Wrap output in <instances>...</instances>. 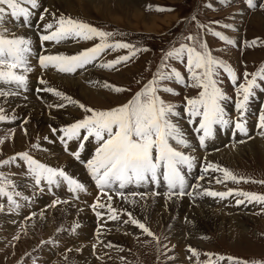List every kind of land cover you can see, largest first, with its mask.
Listing matches in <instances>:
<instances>
[{
  "label": "rangeland",
  "instance_id": "obj_1",
  "mask_svg": "<svg viewBox=\"0 0 264 264\" xmlns=\"http://www.w3.org/2000/svg\"><path fill=\"white\" fill-rule=\"evenodd\" d=\"M254 2L255 5H257V2H261V4H258L257 6L249 9L244 6L243 0H61L58 4V6L60 7H57L56 5H47L45 3H42V1L40 0H37V6L30 9L31 13L35 15L39 11V9H41L43 6H46L48 7L47 13L49 12V15L47 16L46 13L44 19L50 20L52 18L55 19L56 17L58 18L63 16L65 18L71 17L79 20H86L87 22L98 26L103 31L113 33L114 36L120 37L124 42H127L130 45L139 43V46H141L142 49H140V51H138L134 55V58L129 59L126 63L121 62L115 65L113 68H104L98 65L116 59L119 56L118 52H123L125 49L106 50L103 60H101L103 62H99L95 65H86L83 69H78L75 73L56 72V75L59 76L69 75L71 77L73 76V78H80L78 83L79 85L77 84L75 86L76 88L74 87L73 91H70V93L67 92L68 94H71V100L76 101V103H70L71 108H68L69 113L64 122L61 119L56 122L49 123V125L44 123V126H41L40 124L42 123L40 121L38 122L37 119H33L31 114L25 113L20 109H18V111L13 109L12 111V109L9 108L6 104L0 102V108L4 110L3 114L9 118H15L9 119L8 123H6V121L2 122L3 124H0V160L8 158L4 155H9L16 150H20L25 147L24 149L29 150L28 152L32 154L33 157H37L41 162L50 164L48 162L50 160L49 157L45 159V157H43V155L41 154V152L43 151L36 149V144H32L33 141L39 140L37 141V143L39 142L42 146H44L43 144L48 143L47 141H45L46 138H48V141L53 140L52 144L48 143L45 146V148H47L46 151L52 150L57 145L54 144L55 137L49 130L50 126L55 127L56 125H60L63 123L66 124L70 122L72 118L73 122L84 118L85 115H89V113L85 112L84 109L79 105L82 104L85 106V108L93 107L101 110H107L111 107L124 104L125 102L130 100L133 97L134 92H137V89L141 88V85L143 83L148 82L153 78V75L161 66L162 60L165 54L170 50V48L172 49L173 47H178L181 43H191L189 41H186V37L189 34L195 37L200 43H206L207 49L214 58L223 61L228 66H230L231 63V66L234 69L238 68V73L240 75L245 74L244 71L250 74L251 71H253L252 73H255L256 70H260L264 63V0H255ZM4 17L6 18L1 20L0 28L6 27L10 31V35H15L18 32V36L23 34L22 36L28 39L34 38V40H36L35 36L32 35V32H36L37 30L31 31V33L27 34L28 36L25 33H21V31H19V28H23V31L28 30L27 27H22V24L20 22L23 17H12L10 15V12H7ZM170 18L172 19L170 20ZM17 20L18 23H16V26H19L16 27L15 24L13 25L11 23V21L17 22ZM28 20L34 22L36 19L30 15ZM44 24L45 23H43L42 26H44ZM12 26H14L15 28H11ZM38 27H41V24ZM215 32H219L223 36L233 40L232 45H229L226 40L220 39L219 37L215 36L213 34ZM241 37V42L238 43L239 38ZM96 39L97 38H94L89 42H83V46L79 43V46H77L78 41L76 43L74 42L77 40V38H74L70 39L69 43H59L60 46H55V49H77V51L80 52L81 50L79 47L85 49L87 47H93L96 43L100 42L99 39L98 41H96ZM253 40H256L257 42L255 44H251L250 42H252ZM31 44L34 45V42ZM169 63L177 65L176 61L174 60H170ZM31 69L32 71H30L29 74L27 73L26 87H28V80L34 81L33 79L38 72V69L33 65ZM44 75L45 74L43 72V80ZM185 75L186 74H184V77H186ZM242 77L245 80V76ZM248 79H251V75L248 76ZM44 81L46 83L38 85L41 87V89H45V86H56V84L58 85L59 83V80L53 81L45 79ZM257 81L259 85H262V80L257 79ZM105 83L113 86H120L126 89V91H122L119 93L115 92L112 88H106L104 86ZM33 85L35 84L33 83L31 85V83H29L28 92L32 91V87L34 88ZM218 86L222 89V91L228 98H232L233 96L237 97V91L233 92L231 91V89L227 88L225 81L220 75L218 76ZM83 87L86 89H84ZM174 88L176 87L172 85V89ZM196 89L197 88L194 87L187 88L182 91V93L186 95L194 94ZM62 90L65 91L64 89ZM255 90H258V88L253 89V91ZM159 93V96L167 103H170L168 99L171 98L173 102H171L170 104H173L175 106H177L179 102L182 101L180 100V98L182 99V93L175 95V92H173V94L169 96L170 98L166 97L168 95L164 94L163 92ZM47 95H50L52 97L53 95L57 96L56 94L51 93H48ZM258 97L259 92H256L254 96L250 98L247 106V112L245 114V127L247 129V133L244 135V133L236 130L238 136H246L247 134L252 133L253 125H255L253 124V118L256 114L255 110L258 104ZM3 98L5 97H0V100ZM240 98L242 99V95ZM25 99H27L26 95L23 97V100ZM66 103L69 102L67 101ZM224 105L225 107L227 105L226 117L231 118L229 103L227 101H224ZM24 106L25 105H23V107ZM61 113H64V110H62ZM41 114L45 113L41 112ZM25 115L27 116V121L25 123L27 129L22 132L17 129L16 122L19 118ZM180 119H182V117H175V121L176 123H178L179 127ZM219 126L220 125H214L213 131H216ZM188 128V126H182L181 130L184 133V136L185 134L191 136L189 134L191 130L189 131ZM259 128L256 131L255 136L253 137L254 140H257L258 142L252 144L251 150L246 149L245 152L241 154H237L236 152H234V150L238 147L244 146L247 143H251V139L253 138L246 141L245 144L235 143L233 146H228L226 148L222 147L218 152L209 151V154H207V158L211 163L213 160V162L219 161L224 165L232 167L236 174L237 172L241 173L237 175H244L242 176L244 179H239L240 177L238 178L239 182L227 180V183L231 184L230 188H234L235 190L237 189L242 192L264 194V183H260V181H264V128H260V130ZM10 129L14 130V135L9 139L8 132ZM227 129H229V127H227ZM195 132H197L196 129ZM227 132L213 134L211 137L212 140L208 144L207 149H214L215 146L218 147L224 141H227ZM260 133H262V136L260 137L263 138H259ZM192 148L194 149L190 152V155L192 157H195L196 155L198 156L199 151L195 147ZM183 151L186 152V148H184ZM50 153H54V155L56 154L55 150H52ZM218 154H222V158L216 157L215 159L213 156ZM54 155L52 157H54ZM18 160L19 159H16L15 162H19L21 164L19 166H22V170L28 168L24 167L26 164L25 161ZM78 161L80 160L78 159ZM62 165H64L65 168V164ZM4 167L5 165L2 166L3 170ZM10 174L14 176V181L18 184V186L22 190H25V196L32 195L31 193H33L34 191L30 187H22L25 184H22L24 182H20L18 180V178L21 179V177H19L16 173ZM213 174L217 179L224 182V177L221 176L220 171L210 172L209 175L213 177ZM77 176L79 177V175ZM216 181H200L199 184L194 188V195H191V199H193V196H197L198 193H201L208 187H212L214 190H226L223 182L217 183ZM148 189L150 188H145L147 192L149 191ZM59 190H61V186ZM26 192L31 193L26 194ZM151 196L149 194L146 197L142 198L124 197L119 199H111V203L117 209H122L119 212H122L124 209L130 211L133 218L135 216L139 220V222L144 224L158 237L156 244L159 245L160 250L159 248H157V251L154 252L153 255L150 254L149 248L143 247L138 242L133 241L132 237L124 233V231L118 234L119 237L114 238V241H122L126 245L135 249L144 261L143 262L139 260L141 263L145 264L146 262L147 264H186V262L183 260L186 254L189 255L186 250H188L189 246H194L195 250H198L197 256L200 259H204L207 256L206 254H208L202 251L208 250L209 252H214L216 254L227 253L234 255L237 259L233 264H244V262H247V264H253V262L255 261H259L261 262V264H264V211L258 214V216H254L250 213L245 212V209H249V207L252 206L254 202L249 203L242 200L244 201V203L232 205L233 199H229L227 197H212L207 195H201L205 202H195L193 199L191 203H187L190 207L199 205L200 203L201 205L199 206L201 207H203L204 205L206 207H209L213 206L214 204L215 206L219 207H217L216 209L212 207V210H215L218 213H222L226 217L230 215L228 210L229 208L233 211H238L239 215L247 214V216L244 215L246 218H244L243 216L240 219L244 221H237V225L233 222L230 227L228 226V224H220L219 222L217 224L208 223L207 225H203L195 220L189 219L187 216L182 217L183 223L181 232L180 227L178 232L181 233V236L184 239L189 240L185 242L184 240L180 241L173 236L175 232L172 229V224L174 222V219L178 217L177 214H172L174 213L175 208L171 209L170 206L164 207V212L168 213V215L166 216L168 218L165 219L166 221L161 218L157 221L150 218L147 213L144 214L145 212L141 211L143 207L134 208L130 206L129 202H135L137 204H141V206H144V203L151 198L158 197ZM162 196L163 195H159L158 198H163ZM47 198V196H42V198L39 199L41 200L40 204H45V202H47ZM165 198H168L169 200L173 199L174 197L164 196V199ZM241 198H243L242 195ZM25 199H28V201L32 202L31 204L34 206L32 209L35 211V215L31 218V221L33 222L35 228H39L40 230L37 229L35 231L34 228L32 229L30 225V232H27L28 235L24 234L26 232L20 233L15 241L12 236H14L15 234L14 230L17 226V221L19 220V217L24 215V211L22 212L23 214L16 218V216L11 214L9 211L0 210V264H11L20 258H23L25 264H30L28 262L30 257L29 255L34 254L32 250L36 248L37 242L40 239L44 240L45 238H50L51 241L56 240L57 243H54V246H51V248L49 247V242L45 243L42 248L38 247L40 249L39 255L41 259H45L43 263H47V261L50 260L54 256L55 252H57L59 249L63 250L64 248L69 247V252H67V255L65 257L66 260H69V262L67 261V264H83L84 262H82V260L84 259L78 258L79 256L73 255L72 249L74 248L76 241L84 243L87 239L89 245L90 237L86 236V231L89 230L90 226L88 225L89 223L87 224V219H85V217H80L79 219H77L76 217H74L73 219L69 218L68 214L71 208L66 207V205L71 204L72 208L75 209V206L78 205L74 203H62L54 206L53 208H47L44 211L37 213L36 210L38 206L34 205L35 201L29 198ZM215 200L220 201H217L215 203ZM156 205L158 209L160 208V204H156L153 202L152 209L156 207ZM80 210H82V212L84 211L86 215L91 216L88 213V210ZM77 216L79 217V215ZM150 216H152V214ZM91 218L93 217L91 216ZM77 223H81L79 227L80 233L78 232L77 235L74 233L66 235V229L74 227ZM240 223H242L245 228H242L244 226H239ZM128 225L129 224H127V226ZM113 226L114 224H110L108 225V228L106 230H101V232H109L111 231V229H114ZM128 227L131 228L130 225ZM103 232L100 234L102 235ZM35 234L37 237L35 236ZM84 236H86V238H84ZM107 236L109 237V239H111L110 237L112 235H110V233H107ZM126 236L128 237L126 238ZM143 236L146 237L147 235L144 234ZM130 247L119 248L113 253H107L103 255H105L106 257H112V259L115 260L117 264H130L131 260L128 261L126 259V256H129V254L133 250ZM43 251H45L48 255H44L45 253H43ZM105 251L108 252V250ZM190 256L191 260L189 262L191 264H197L194 260V255ZM125 260H127L128 263H126ZM192 260L195 263H193ZM90 261H92L91 264H96L95 262H93L94 260L91 257ZM50 264L65 263L55 260Z\"/></svg>",
  "mask_w": 264,
  "mask_h": 264
},
{
  "label": "snow or ice",
  "instance_id": "obj_2",
  "mask_svg": "<svg viewBox=\"0 0 264 264\" xmlns=\"http://www.w3.org/2000/svg\"><path fill=\"white\" fill-rule=\"evenodd\" d=\"M250 7L255 6L253 0H246ZM25 5H30L32 8L37 6V0H0V17L7 11L12 17H23L27 23L30 16V10ZM163 10V9H160ZM41 15V19H43ZM44 30L47 34L40 35L42 42H55L57 44L71 38H80L83 40H92L99 38L100 43H96L93 47L81 50L77 54L66 55L63 53L55 55H40L39 64L42 68L54 67L61 73H75L78 69H83L86 65L92 64L106 50L129 49L127 55L118 56L112 61L102 63L98 66L104 68H113L121 62H127L131 56L135 55L133 46L123 41L108 42V38L113 33L97 29L88 23L61 16L54 23L44 24ZM230 27V26H229ZM220 39L226 40L229 44L233 41L228 37L223 36L219 32L213 33ZM186 41L191 43H181L178 47H173L169 50L157 69L153 78L148 81L144 87L137 91L133 97L124 104L112 107L107 110H94L85 108L84 105H79L85 112L91 113L85 115L83 119L77 120L69 124L59 131L63 133L62 140L66 138L71 140L87 141L90 137H94L98 142V147L95 151V156L86 162V167L96 182L98 188L111 187L114 183H118L123 189L127 184L141 183L146 180L153 182L157 181L161 176L167 182L169 190L179 189L178 195H189L185 193V177L182 175L183 166L192 167L193 157L185 155L184 152L173 146L176 145L187 147L188 140L184 133L175 121V117L179 114L176 111V106L165 102L158 93L160 91L173 93L174 89L164 84V81H172L175 83H183L185 87H194L200 89L196 97H185V111L189 117H199V125L197 132H202L199 135V143L203 146L207 138L213 135L214 125H227L229 119L226 118L225 109L222 106V101L227 99V96L218 86V69L223 68L229 75L232 82L236 83L235 73L223 61L215 59L207 49L206 43H200L195 37L189 34ZM257 41L253 40L251 44ZM31 40L24 36L10 35L7 28H0V97L17 95L18 92L12 91V88L23 89L27 86V73L32 71L28 59L32 51ZM186 58V71L189 74L187 77L191 84L187 83L184 75L175 67H169L164 61L178 60L184 62ZM245 83L237 85V101L235 108L238 111L239 119L235 123V128L241 133H247L245 127V114L250 98L254 96V88L260 87L257 83V78L264 80V66L257 73L249 74L245 72ZM251 75V79L248 76ZM41 84L46 83L43 79ZM4 86H7V90ZM105 87L112 88L115 92L126 91L120 86H113L105 83ZM38 91L55 92L58 97L69 100L71 103L76 101L65 96L62 92L52 88L38 89ZM242 95V99L240 98ZM58 107H64L63 104ZM4 110L0 108V122L8 121ZM191 122V121H190ZM258 127L264 128V111L259 116ZM82 130L83 134L82 135ZM53 134L57 129H52ZM47 139V138H46ZM66 142V141H65ZM82 146V145H81ZM79 159V152L73 153ZM19 157L28 164L29 174L32 176L37 187L42 182L47 185L59 184L66 182L71 192L85 191V186L76 179L69 176L64 170L53 168L42 162L37 161L28 153H19L15 156L0 161V166L14 163ZM209 169L219 170L223 172L224 180H232L239 182V179L227 168H219L209 164L204 169L207 172ZM203 177H201L202 179ZM217 183H222V180L217 179ZM255 182V181H254ZM264 183V181H260ZM8 185H15L11 180L0 173V196H6L10 204L19 207L14 197H22V193L14 191L9 193L6 189ZM234 190L229 189L227 192H217L209 189H204L198 195H207L212 197H221L232 195ZM251 203L256 201L264 203V194L251 192H240ZM111 200V197H109ZM57 201L53 202V206ZM237 204H242L244 201L237 200ZM94 208L96 205L93 206ZM103 208L105 205H99ZM110 213H115L116 209L108 206ZM130 217L132 224L138 225L148 235H152L150 230L138 220L131 218V213H126ZM97 216L101 213L97 212ZM109 219L116 220V215H110ZM189 250L193 255L197 252L189 246ZM211 257L213 254H206ZM220 259H225L220 257ZM227 259H237L228 257ZM210 264V262H209ZM247 264V262H244ZM253 264H261L259 261Z\"/></svg>",
  "mask_w": 264,
  "mask_h": 264
},
{
  "label": "bare ground",
  "instance_id": "obj_3",
  "mask_svg": "<svg viewBox=\"0 0 264 264\" xmlns=\"http://www.w3.org/2000/svg\"><path fill=\"white\" fill-rule=\"evenodd\" d=\"M40 1H42V3H45V4H47V5H56L57 7H60V6H58V4L60 3V1L61 0H40ZM90 2V1H89ZM100 8V7H99ZM99 10V9H98ZM100 11V10H99ZM7 12H5L4 14H3V16L2 17H0V21L1 20H3L4 18H6V17H4V15L6 14ZM37 14V13H36ZM49 15V12L47 13V16ZM173 17V16H172ZM29 18V17H28ZM31 18V17H30ZM47 18V17H46ZM157 19V18H156ZM172 18H170V20H171ZM16 20V19H15ZM49 20V19H48ZM137 20V19H136ZM156 21V20H155ZM159 22V21H158ZM157 22V23H158ZM11 23H13V25L15 24V26H16V23H18V20H17V22L16 21H11ZM160 24V23H159ZM31 25H33V22H32V24ZM156 25H158V24H156ZM17 26H19V25H17ZM16 26V27H17ZM21 26V25H20ZM43 26H41V27H37L35 30H39L40 28H42ZM164 27V26H163ZM6 28V27H5ZM15 28V27H14ZM148 28V27H147ZM10 29V28H9ZM20 29V28H19ZM27 29L28 30H25V31H23V30H21V33H25L26 35L28 34V33H31V31H35V30H32V28L30 27H27ZM155 29V28H154ZM18 30V29H17ZM12 31V30H11ZM16 31V30H15ZM10 32V31H9ZM17 32V31H16ZM15 33V32H14ZM13 34V33H12ZM18 34V32L15 34V35H17ZM23 35V34H22ZM22 35H19V36H22ZM18 36V35H17ZM28 36V35H27ZM71 39H74V38H71ZM31 40V43H33L34 42V45L33 44H31V46L30 47H32L34 50H36V48H35V45H36V40H34V38L33 39H30ZM69 40L70 39H68V40H66V41H63L62 43H69ZM75 43L77 42V41H74ZM73 42V43H74ZM48 43H54V44H56L55 42H48ZM73 43H72V45H73ZM60 46V45H59ZM78 46V45H77ZM73 47H74V45H73ZM53 48H54V46H53ZM63 50V49H62ZM38 56H40V55H38ZM38 56H36V59H39V57ZM35 74V73H34ZM44 80L45 79H47V80H53V81H56V80H59V83H58V85L56 84V86H54V87H57V88H62V89H64L66 92H69L70 93V91H73V88L79 83V80H80V78H73V76L71 77V76H69V75H66V76H59V75H56V72H51V71H44ZM93 76H94V74H93ZM91 77V76H90ZM56 83V82H55ZM81 83V82H80ZM79 85V84H78ZM44 86V85H43ZM40 87V86H39ZM46 87V86H45ZM44 87V88H45ZM49 87V86H48ZM41 88V87H40ZM76 88V87H75ZM84 88V87H83ZM82 89V88H81ZM84 89H86V88H84ZM7 90V89H6ZM90 90V89H89ZM83 91V90H82ZM15 92V91H14ZM84 92H85V90H84ZM94 92V91H93ZM80 93V92H79ZM37 94H39L45 101H49L50 103L48 104V106L49 107H51V104H53V103H60L61 102V100L60 99H58L57 98V96H55V95H53V97L52 96H50V95H47L48 93H45V92H43V91H41V92H37ZM27 96V99H25V100H23V97L24 96ZM18 96V97H17ZM6 100V101H5ZM254 100V99H253ZM5 101V102H4ZM0 102H2L3 104H6L9 108H11L12 109V111H13V109L14 110H17L18 111V109H20V110H22L23 112H25V113H29V114H31L32 115V117H33V119H37V121L39 122H41L42 124H40L41 126H44V123H46V124H48L49 125V123H52V122H56V121H58V120H63V122L65 121V118L67 117V115H68V113L69 112H64V113H61V111L62 110H64V109H61V111H59V110H57V109H52V108H50V109H46V108H44V107H42L41 106V104L38 102V101H36L35 100V98H34V95H33V93H32V91L31 92H29V93H26V94H22V93H18L17 95H12V96H7V97H5V98H3V99H1L0 100ZM65 102H67V101H65ZM23 103V104H22ZM254 104V103H253ZM23 105H25L24 107H23ZM67 108H71V105H67ZM41 112H43V113H45V114H41ZM179 113V112H178ZM225 113H226V111H225ZM30 115V116H31ZM51 116V117H50ZM179 118H181L182 117V115H180V113L177 115ZM247 121V120H246ZM54 124V123H53ZM179 124H180V128L182 129V126H188L187 124H186V122L185 121H183L182 119H180V121H179ZM253 125V124H252ZM192 127L193 128H195V126H194V124H192ZM228 127V126H227ZM187 128V127H186ZM259 130H260V128H259ZM228 131V129L226 128V126H223V125H221V126H219L217 129H216V131H213V134H215V133H226ZM189 132V131H188ZM238 132V131H237ZM250 132V131H249ZM253 132V131H252ZM189 134H190V132H189ZM250 134V133H249ZM191 135V134H190ZM185 138L188 140V145H187V147H186V152H191L194 148H192V147H195V139L194 138H192V136H189L188 134H185ZM211 140L212 139H210V140H207V145H206V147L208 148V144L211 142ZM74 141V144L72 145V147H71V150L72 151H74L75 153L76 152H79V160L80 161H83V160H85L86 158H88V157H84L85 155L87 156V155H89V157L91 156V154H92V152H91V150H89V151H87V152H81L80 151V149L78 148V145H77V143L75 142L76 140H73ZM255 142H258L257 140H254V138L253 139H251V143H247V144H245L246 142H243L245 145L244 146H241V147H238L237 149H235L234 150V152H236L237 154H241V153H243V152H245V150L247 149V150H251L252 148H251V146H252V144L254 143L255 144ZM48 144V143H47ZM47 144H43L44 146H46ZM93 145H94V143L93 142H88L87 143V145H86V149H89L90 147H93ZM243 145V144H242ZM212 146V145H211ZM259 146V145H258ZM48 147V146H47ZM54 147V146H53ZM192 148V149H191ZM52 150H55V155H54V153H50ZM52 150H49V151H44V152H41V154L43 155V157H45V159H47V157H49V163L50 164H53V165H61L62 166V164H65V169L67 170V171H69V172H71L72 174H73V176L74 177H76V178H82L83 177V174H82V172H81V168H80V166L77 164V163H75L74 161H72V159L68 156V155H66L65 153H62L60 150H59V147L58 146H55ZM254 150V149H253ZM255 151V150H254ZM47 152V153H46ZM50 154H49V153ZM260 152H261V149H260ZM48 154V155H47ZM193 154H194V151H193ZM228 154V153H227ZM246 154V153H245ZM252 154V153H251ZM261 154V153H260ZM41 155V156H42ZM47 155V156H46ZM54 155V157H52ZM213 156V155H212ZM194 157V156H193ZM198 157V156H197ZM208 157V156H207ZM215 159H216V157L217 158H222V154H218V155H214L213 156ZM223 157H225V156H223ZM231 159V158H230ZM235 159V158H234ZM222 160V159H221ZM227 160V159H226ZM19 161V160H18ZM212 161V160H211ZM214 161V160H213ZM212 161V162H213ZM19 165H21L19 162H14V163H10V164H8V165H5V167H4V171L6 172V173H16L19 177H21V173L24 171V169L22 170V166H19ZM24 167H28L27 166V163L25 164V166ZM77 175H79V177L77 176ZM214 175V174H213ZM217 175V174H216ZM217 179V178H216ZM18 180L20 181V182H24V183H22V184H25V181L21 178V179H19L18 178ZM204 181H206V180H204ZM203 183V182H202ZM201 183V184H202ZM209 183V182H208ZM23 188H27V186H26V184L25 185H23L22 186ZM146 188V187H145ZM145 188H143V190L144 191H147V190H145ZM58 192H61V190H58ZM194 195V194H193ZM161 196V195H160ZM152 197V196H151ZM159 197V196H158ZM151 198L150 200H148L147 202H145L144 204V206H141V204H137V203H135V202H129L130 203V206H132V207H143L142 209H141V211L142 212H145L144 214H146L147 213V215H149V217L150 218H152L153 220H160V218L161 219H163L164 221H166L165 219H167L168 217H166L167 215H168V213H165L164 212V207H166V206H170L171 207V209H174L175 208V211H174V213H172V214H177V218L176 219H174V222H173V224H172V229H173V231L175 232L174 233V237L176 238V239H179L180 241H189V240H187V239H184L182 236H181V233H179L178 232V230H179V227H180V232H181V227H182V217H185V216H187L189 219H191V220H195V221H197L198 223H201V224H203V225H207L208 223H215V224H217L218 222L220 223V224H228V226L230 227L232 224H233V222L234 223H236L237 221H244V220H240L244 215L245 216H247V214H244V215H239L238 214V211H233V210H231L230 208L228 209L229 210V213H230V215L228 216V217H226V216H224L222 213H218V212H216L215 210L213 211L212 210V207L214 208V209H216L217 207H219V206H215L214 204H213V206H209V207H206L205 205L203 206V207H201V206H199V205H201V203L199 204V205H195V206H192V207H190L188 204H189V202H188V200L186 199V198H178V197H174L173 199H169L168 200V198H165L164 199V195L162 196L163 198ZM80 199H82V198H80ZM193 199H194V201L196 202V201H203V202H205L204 200H203V198H202V196L201 195H197V196H193ZM117 200V199H116ZM118 201V200H117ZM121 202H122V200H121ZM153 202L154 203H156V204H160V208L158 209L157 208V205H156V207H154L153 209H152V205H153ZM46 203V202H45ZM128 203V204H129ZM188 203V204H187ZM207 203V202H206ZM124 204H126V203H124ZM193 204V203H192ZM191 204V205H192ZM231 204V203H230ZM78 205V204H77ZM203 205V204H202ZM233 205V204H232ZM61 207H65V206H61ZM66 207H69V208H71V210L69 211V214H68V217L69 218H71V219H73L74 217H76L77 219H79L80 217H85V219H87V224L90 226L89 227V230L88 231H86V236H89L90 237V232H91V229H92V227H93V218H91V216H88V215H86L85 214V212L83 211L82 212V210H80L81 208H80V206L78 205V206H75V209H73L72 208V205L71 204H69V205H66ZM231 207V206H230ZM36 208V207H35ZM80 208V209H79ZM246 209H248V208H246ZM245 209V210H246ZM83 210H87L86 208H84ZM58 212V211H57ZM60 212V211H59ZM77 212V213H76ZM137 212V211H136ZM89 213V212H88ZM87 213V214H88ZM243 213V212H242ZM23 214V213H22ZM90 214V213H89ZM152 214V216H150ZM77 215H79V217L77 216ZM91 215V214H90ZM142 215V214H141ZM16 216V215H15ZM170 216V215H169ZM244 216V218H246ZM18 216H16V218H17ZM67 217V216H66ZM3 218V217H2ZM68 218V219H69ZM17 221V220H16ZM39 221V220H38ZM42 221V220H41ZM40 221V222H41ZM67 221H69V220H67ZM163 221V222H164ZM11 222V221H10ZM14 222V221H13ZM81 222V221H80ZM263 222V221H262ZM46 223V222H45ZM195 223V222H194ZM86 224V223H85ZM236 225H237V223H236ZM8 226H9V224H8ZM85 226V225H84ZM129 226V225H128ZM201 226V225H200ZM239 226H244L242 223H240L239 224ZM87 228H88V226H87ZM113 228L114 229H111V231H102L103 232V234L102 235H107V233H110V235H112L110 238L114 241V238L115 237H119V235L118 234H120V232H122L123 230L121 229V228H119L118 226H116V225H114L113 226ZM242 228H245V226L244 227H242ZM235 229V228H234ZM193 230V229H192ZM191 230V231H192ZM231 230V229H230ZM101 232V231H100ZM80 233V232H79ZM86 236H84V238H86ZM70 237V236H69ZM128 236H126V238H127ZM72 238H73V236H72ZM130 238V237H129ZM76 239V238H75ZM84 241V240H83ZM178 242V241H177ZM68 243H70V242H68ZM73 243V242H72ZM89 244H90V242H89ZM179 246H180V244H179ZM58 250V249H57ZM46 252H47V250H46ZM46 252L45 251H43V253H45L44 255H48V254H46ZM53 253V252H52ZM72 253H73V255H75V256H79L78 258H81V259H84V260H82V262H84L85 264H91V262L92 261H90V254H89V245H88V241H87V239H86V241L84 242V243H80V242H78V241H76V244L74 245V248L72 249ZM84 257V258H83ZM76 261V260H75ZM94 262V261H93ZM194 262V261H193ZM80 263V262H79ZM83 263V264H84ZM195 263V262H194Z\"/></svg>",
  "mask_w": 264,
  "mask_h": 264
}]
</instances>
